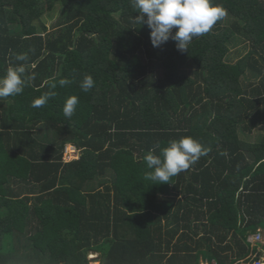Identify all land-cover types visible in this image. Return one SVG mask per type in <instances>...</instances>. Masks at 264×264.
Listing matches in <instances>:
<instances>
[{
    "label": "trees",
    "instance_id": "obj_1",
    "mask_svg": "<svg viewBox=\"0 0 264 264\" xmlns=\"http://www.w3.org/2000/svg\"><path fill=\"white\" fill-rule=\"evenodd\" d=\"M213 2L227 15L180 52L153 47L132 0H0V78L18 63L35 74L0 98V264L258 259L247 238L264 230V0ZM185 136L207 154L169 183L146 180L145 155Z\"/></svg>",
    "mask_w": 264,
    "mask_h": 264
},
{
    "label": "clouds",
    "instance_id": "obj_2",
    "mask_svg": "<svg viewBox=\"0 0 264 264\" xmlns=\"http://www.w3.org/2000/svg\"><path fill=\"white\" fill-rule=\"evenodd\" d=\"M132 5L139 13L133 18L134 22L140 24L146 22L151 29L150 37L153 47L159 48L172 39L177 42V50L180 52L188 51V45L193 38L206 34L227 15L226 8L222 4L214 3L213 0H132ZM173 29H177L174 35ZM15 59L26 62L28 57L27 54H19ZM28 67L26 63H18L7 68L6 74L0 78V98L14 97L24 92L25 87L35 79V74L27 71ZM70 83L71 81L67 78L58 81L61 87ZM93 86L94 80L90 75L85 76L80 82V88L84 92L89 91ZM56 87L57 83H51L50 90L34 99L31 106L34 108L44 106L57 94L54 91ZM78 102L77 96L66 99L63 108L66 117H72ZM208 151L209 149L191 136L182 137L178 141L172 140L162 149L160 155H154L152 151L145 155L144 160L148 169L151 170L145 173V179L159 184L169 183L173 176L188 170ZM259 230L264 237V230ZM213 262L216 261L202 264ZM252 262L253 260L251 264Z\"/></svg>",
    "mask_w": 264,
    "mask_h": 264
},
{
    "label": "rangeland",
    "instance_id": "obj_3",
    "mask_svg": "<svg viewBox=\"0 0 264 264\" xmlns=\"http://www.w3.org/2000/svg\"><path fill=\"white\" fill-rule=\"evenodd\" d=\"M110 11H112V12H114V13H116V14H118V13H126V12H128V11H130V9H125L124 7H123V5L121 4V5H119V3H117L116 5H113L112 7H111V10ZM61 12V8L58 6L57 8H56V10L52 13H50V14H48L45 18H46V23H47V25L48 26H51V25H53L56 21H57V19H58V17H59V13ZM52 18V19H51ZM241 48H243V47H239V50H236V49H234L233 50V52H232V59H233V61H236L239 57H240V54L241 53H243L244 54V49H241ZM259 133H257V135H258ZM72 158L70 157V155H66V160H71ZM99 258V255L98 254H96V253H93V252H91L90 254H89V259H90V261H91V264H100V262H98V261H96L95 259L96 258Z\"/></svg>",
    "mask_w": 264,
    "mask_h": 264
},
{
    "label": "built area",
    "instance_id": "obj_4",
    "mask_svg": "<svg viewBox=\"0 0 264 264\" xmlns=\"http://www.w3.org/2000/svg\"><path fill=\"white\" fill-rule=\"evenodd\" d=\"M66 155H70V157L72 158L71 160H75L79 158L78 150L73 146H69L67 148L65 153V159H66ZM247 241L250 245L259 246V251H262L264 248V237L261 230H258L257 232L250 234L247 238ZM211 264H216V262H213ZM252 264H264V256H261L258 259H254Z\"/></svg>",
    "mask_w": 264,
    "mask_h": 264
},
{
    "label": "crops",
    "instance_id": "obj_5",
    "mask_svg": "<svg viewBox=\"0 0 264 264\" xmlns=\"http://www.w3.org/2000/svg\"><path fill=\"white\" fill-rule=\"evenodd\" d=\"M258 251H259V249H258ZM261 256H264V248L262 251H259V257H261ZM248 264H251V263H248Z\"/></svg>",
    "mask_w": 264,
    "mask_h": 264
},
{
    "label": "water",
    "instance_id": "obj_6",
    "mask_svg": "<svg viewBox=\"0 0 264 264\" xmlns=\"http://www.w3.org/2000/svg\"><path fill=\"white\" fill-rule=\"evenodd\" d=\"M95 260L98 261V262H100V258H98V257Z\"/></svg>",
    "mask_w": 264,
    "mask_h": 264
}]
</instances>
